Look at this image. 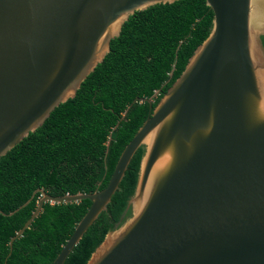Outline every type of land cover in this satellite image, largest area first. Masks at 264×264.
<instances>
[{
    "label": "water",
    "instance_id": "95a60500",
    "mask_svg": "<svg viewBox=\"0 0 264 264\" xmlns=\"http://www.w3.org/2000/svg\"><path fill=\"white\" fill-rule=\"evenodd\" d=\"M179 0H0V158L103 62L137 11ZM208 37L124 147L106 187L45 203L90 206L52 264L106 210L140 147L127 216L86 264H264V0H205ZM135 98L149 107L156 98ZM121 119V120H122ZM118 124L115 126V128Z\"/></svg>",
    "mask_w": 264,
    "mask_h": 264
},
{
    "label": "trees",
    "instance_id": "16d2710c",
    "mask_svg": "<svg viewBox=\"0 0 264 264\" xmlns=\"http://www.w3.org/2000/svg\"><path fill=\"white\" fill-rule=\"evenodd\" d=\"M212 20L205 0H179L135 12L75 97L0 158V264H52L90 202L45 203L8 256L11 238L35 211L40 194L17 209L40 189L52 197L104 189L124 147L208 37ZM261 41L264 47V37ZM155 93L151 107L139 101L122 119L135 98ZM143 153L140 147L134 154L106 210L63 264H86L106 234L129 216L126 205Z\"/></svg>",
    "mask_w": 264,
    "mask_h": 264
}]
</instances>
